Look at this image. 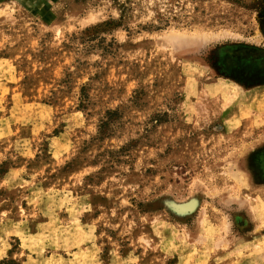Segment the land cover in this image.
<instances>
[{
  "label": "rangeland",
  "instance_id": "rangeland-1",
  "mask_svg": "<svg viewBox=\"0 0 264 264\" xmlns=\"http://www.w3.org/2000/svg\"><path fill=\"white\" fill-rule=\"evenodd\" d=\"M263 144L264 0H0V264H264Z\"/></svg>",
  "mask_w": 264,
  "mask_h": 264
},
{
  "label": "flooded vegetation",
  "instance_id": "flooded-vegetation-1",
  "mask_svg": "<svg viewBox=\"0 0 264 264\" xmlns=\"http://www.w3.org/2000/svg\"><path fill=\"white\" fill-rule=\"evenodd\" d=\"M249 80H252L250 77L248 78ZM262 84V83H260ZM254 160H255V167L256 169L259 171V175L261 176V180L262 182H264V150H261L259 152H257L254 155ZM258 166V167H257ZM259 168V169H258ZM260 180V181H261Z\"/></svg>",
  "mask_w": 264,
  "mask_h": 264
},
{
  "label": "water",
  "instance_id": "water-1",
  "mask_svg": "<svg viewBox=\"0 0 264 264\" xmlns=\"http://www.w3.org/2000/svg\"><path fill=\"white\" fill-rule=\"evenodd\" d=\"M262 144H260V146H261ZM264 145V144H263ZM264 186V185H263ZM262 188V187H261ZM165 205H166V207L170 210V212L172 213V214H174L175 216H177V217H183V216H185V215H188V214H190V213H186V214H179V213H177V212H175L174 210H172V208L170 207L171 205H172V203H165ZM176 205V204H175Z\"/></svg>",
  "mask_w": 264,
  "mask_h": 264
},
{
  "label": "bare ground",
  "instance_id": "bare-ground-1",
  "mask_svg": "<svg viewBox=\"0 0 264 264\" xmlns=\"http://www.w3.org/2000/svg\"><path fill=\"white\" fill-rule=\"evenodd\" d=\"M239 175V174H238ZM240 177V176H239ZM189 201V200H188ZM179 204H181V203H177V205H179ZM198 204V203H197ZM191 205H194V201H191L190 203H188V205H187V208L188 209H190V207H193V206H191ZM173 210V209H172ZM175 212H177V211H175ZM193 212V211H192ZM186 213H191V212H188V211H184V212H180L179 214H186Z\"/></svg>",
  "mask_w": 264,
  "mask_h": 264
}]
</instances>
